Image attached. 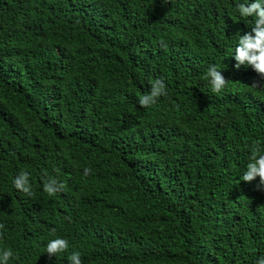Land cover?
Listing matches in <instances>:
<instances>
[{
    "label": "trees",
    "instance_id": "16d2710c",
    "mask_svg": "<svg viewBox=\"0 0 264 264\" xmlns=\"http://www.w3.org/2000/svg\"><path fill=\"white\" fill-rule=\"evenodd\" d=\"M243 2L0 0L9 264H70L73 252L82 264L264 257V191L241 180L252 147L264 149V87H250L264 79L232 54L254 22L239 16ZM213 64L228 80L220 93L205 79ZM156 79L167 95L140 107ZM21 171L32 197L13 185ZM49 178L65 185L54 196ZM55 238L69 247L50 258Z\"/></svg>",
    "mask_w": 264,
    "mask_h": 264
},
{
    "label": "clouds",
    "instance_id": "9594fccd",
    "mask_svg": "<svg viewBox=\"0 0 264 264\" xmlns=\"http://www.w3.org/2000/svg\"><path fill=\"white\" fill-rule=\"evenodd\" d=\"M239 16L242 19L249 17L253 18L254 22L250 32H245L243 35L239 34L237 45L235 46L232 54L235 60L234 67L239 69L242 65L251 66L253 71L259 77L264 79V0H245L243 3L237 5ZM164 42L161 41V44ZM232 54L230 56H232ZM205 79L209 80L213 93H220L227 85L228 80L222 75L220 69L215 64L210 65ZM252 88H261L259 81H254L250 86ZM166 85L162 79H156L152 83L150 93L142 95L139 99V105L142 108L151 107L157 102V98L166 96ZM85 175L89 174L90 169L84 170ZM259 178L256 185L257 190L264 191V149L259 144L254 145L251 149L249 162L242 175V181L252 182ZM13 185L16 190L22 192L28 197L34 195L32 186L29 180V173L21 171L13 179ZM65 185L58 183L54 178H49L43 185V190L49 196H54L64 189ZM4 225L0 224V229ZM68 241L64 238H55L50 240L45 246V254L48 257H57L58 255L68 250ZM14 258L13 250L5 248L0 249V264H9V261ZM70 264H82L80 254L73 252L69 256ZM255 264H264V257L255 261Z\"/></svg>",
    "mask_w": 264,
    "mask_h": 264
}]
</instances>
